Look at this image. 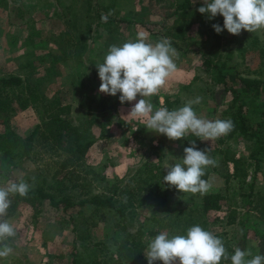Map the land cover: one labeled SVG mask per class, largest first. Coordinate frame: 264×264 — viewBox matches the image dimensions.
Here are the masks:
<instances>
[{
  "label": "rangeland",
  "instance_id": "1",
  "mask_svg": "<svg viewBox=\"0 0 264 264\" xmlns=\"http://www.w3.org/2000/svg\"><path fill=\"white\" fill-rule=\"evenodd\" d=\"M182 2L0 0V76L18 74L44 99L71 105L70 112L63 115L64 130L69 135L67 143L44 142L40 136L32 157L19 162L8 177L1 176L0 186L24 179L30 186H43L58 198L67 195L74 201L95 194L113 195L118 206H128L133 229L142 224L147 231L154 224V216H159L166 224L161 220L156 228L170 236L186 235L190 227L200 225L221 238L228 253L239 246L251 250L253 256L264 255V240L255 235L253 228L242 238L240 223L251 200V219L264 228V158L252 156L254 147L250 143L227 135L211 141L199 139L217 161L216 166L206 168L210 170L207 191L216 190L224 195L221 209L203 211L204 192H179L163 182L165 166L182 162L184 148L191 146L185 137L170 140L148 130L144 118L128 115L136 101L121 104L119 93L111 96L99 92L101 81L96 65L103 63L111 45L135 40L141 32L153 44L165 37L172 40V34L179 29L184 34L175 40L178 47L192 50L184 53L172 45L178 54L174 58L176 70L156 95L145 98L154 110L166 107V97L171 104L169 110L201 97V102L193 105L199 117H222L231 95L222 94L216 103L214 94L220 85L216 83L215 69L202 64V49L213 64L231 74V82L239 76L264 81V29L253 33L242 30L239 35L225 29L217 34L212 25L223 27V17L218 14L208 19L206 14H200L197 9L203 6V0H190L192 14L178 17L175 22ZM102 15L108 17L107 22L102 21ZM202 16L205 21L200 22ZM101 98L112 106L106 116L97 106ZM42 111L39 106L28 107L11 113L10 120L20 134H26L35 125H40L42 131ZM261 123L264 127V118ZM73 139H92L94 143L82 165L75 168L81 172V179L75 181L67 176L62 181L72 163L69 161L59 169L56 161H64L70 155L67 145ZM149 144L154 148H149ZM233 159L238 160L236 166ZM136 183H143L141 194H135ZM165 194L170 196L171 210L154 212L158 199ZM142 195L146 201L141 203ZM228 212L237 215L236 223H226ZM6 220L16 234L4 241L13 251L0 258V264H71L74 259L77 264H90L110 253L108 250L116 247L113 238L125 233L121 222V227L116 225L119 217L115 209L96 207L90 202L68 210L54 207L49 199H41L35 207L22 202ZM155 236L145 234L146 250Z\"/></svg>",
  "mask_w": 264,
  "mask_h": 264
},
{
  "label": "clouds",
  "instance_id": "2",
  "mask_svg": "<svg viewBox=\"0 0 264 264\" xmlns=\"http://www.w3.org/2000/svg\"><path fill=\"white\" fill-rule=\"evenodd\" d=\"M197 11L206 14L208 19L218 14L223 17V27L212 25L217 34L225 29L233 35L241 34L242 30L253 33L264 29V0H203V6ZM107 18L106 15L101 17L103 22H107ZM177 55L169 38H161L153 44L142 32L135 40H128L121 46L111 45L103 63L96 65L101 81L99 92L111 96L119 93L121 104L136 101L128 115L144 118L148 130L163 134L170 140H180L189 133L203 141L228 135L234 130L233 121L209 120L199 117L194 111L193 105L199 104L201 97L188 100L173 110L166 107L154 110L151 101L145 99L156 95L176 70L174 58ZM209 150L198 149L192 141L191 146L184 148L182 162L165 166L167 174L163 176V182L179 192L196 194L207 191L210 185L203 179L205 169L217 165ZM29 190L30 185L24 179L0 186V258L12 253V247L4 241L16 234L12 224L3 219L11 205L10 196H26ZM144 255L147 264L156 261L162 264H220L222 258H230L231 264H264V255L253 256L251 250L239 247L229 256L223 240L200 225L190 227L186 235L170 236L167 231L160 232L150 240Z\"/></svg>",
  "mask_w": 264,
  "mask_h": 264
},
{
  "label": "trees",
  "instance_id": "3",
  "mask_svg": "<svg viewBox=\"0 0 264 264\" xmlns=\"http://www.w3.org/2000/svg\"><path fill=\"white\" fill-rule=\"evenodd\" d=\"M182 3L183 4L179 5L181 11L177 13L175 22L178 21V17L180 19L184 15L192 14L190 11V0H183ZM199 20L203 22L205 21V17L202 16ZM189 24L190 23H187L186 25ZM179 34H184V31L179 29L177 33L175 31V33L172 34L173 39H170L172 45L184 53L191 51L192 49L188 47H178L175 40L179 38ZM200 54L203 57L202 64L207 68H214L216 71V83L220 85L219 90L214 94V98L217 101L216 103H219L217 99L220 98L222 94L229 93L231 95V103L220 118L221 120L230 119L234 123V130L229 133L227 137L240 138L250 143V145L254 147V151L251 153L252 156L257 157L259 155L264 158V127L262 126L263 123H261L264 118V81L239 76L236 78V82H231V74L223 72L222 67L213 64L207 51L202 49ZM45 100L46 99L41 97L37 93V90L32 85L26 83L20 75L7 74L0 76V177H8L19 162L32 157L37 144L40 142L38 141L40 136L43 137L44 142L53 140L57 145H60V141L65 140L67 143L69 135L66 129L64 130L63 123L66 120L63 118V115L70 112L71 105L68 103L63 104L59 101ZM106 103V99L103 98L97 102V106L100 110L105 112V116L107 114L106 111L112 107L111 104ZM165 103L166 108L169 109V105L171 104L167 97L165 98ZM38 106L43 109V118L41 121L44 124V129L41 131L40 125H35L34 128L26 134L18 133L11 123L10 114L28 107L36 108ZM85 140L73 139L68 142L67 150H69L70 155L64 161H56L57 164L60 165L59 169H63L69 161L72 163V169L62 175V181H64L67 176L75 178V181L81 179V172L76 171L75 168L82 165V159L94 143L92 139ZM185 141L189 144L195 141L197 148L200 150L208 149L207 145L201 143L199 138L191 133L185 136ZM148 147L154 148L151 144H149ZM1 157L6 159L7 162H3ZM233 164L236 166L238 160L233 159ZM205 173L206 175L203 179L207 180L210 176V170L205 169ZM145 182H147V179L144 180V183ZM250 185H253V182ZM133 187L137 190L135 194H141L144 189L143 183H136ZM169 197L168 194L161 196L153 211L163 212L161 210L165 209V212H169L171 210ZM10 199L11 205L7 210V215L3 217V219L12 216L19 208L20 203L26 202L32 205V207H35L41 199H49L54 207L65 210L77 205L83 206L89 202L93 203L96 207H98V205H103L115 209L119 217L116 225L118 224L120 226L119 223L121 222L125 233L121 237L113 238L112 243L116 245V247L112 250H108L110 253L106 254L103 259L93 260L90 264H147L144 255L146 250L144 236L147 232L151 235H158L161 230L160 228H156V225L161 222V220L166 224L163 217L154 216V224L151 225L149 230L145 231L142 224H138L134 229L131 228V223L133 222L129 218L128 206H118L115 203V197L113 195L103 196L101 194H95L91 198L74 201L67 195L58 198L52 191L47 190L43 186H30V190L26 196L14 194L10 196ZM140 199L141 203L145 202L146 196L142 195ZM223 199L224 195L220 191H205L201 196V208L203 211L219 210L222 208ZM250 202L243 212L240 222L242 225V238H245L250 228H253L255 235L264 240V228L251 219L249 209ZM226 215L227 224H234L237 222L236 214L228 212ZM228 248L231 249L230 246H228ZM234 250L235 248L231 249V252L228 253L229 256L234 254ZM228 261L231 262L230 258L227 260L222 258L220 263ZM156 263L157 261L154 262V264ZM71 264H77L76 260L74 259Z\"/></svg>",
  "mask_w": 264,
  "mask_h": 264
}]
</instances>
